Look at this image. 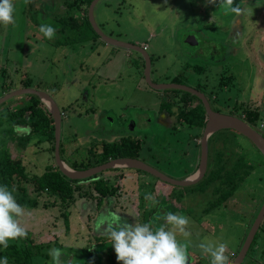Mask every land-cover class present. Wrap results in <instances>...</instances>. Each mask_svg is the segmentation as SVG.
Instances as JSON below:
<instances>
[{"label": "rangeland", "instance_id": "1", "mask_svg": "<svg viewBox=\"0 0 264 264\" xmlns=\"http://www.w3.org/2000/svg\"><path fill=\"white\" fill-rule=\"evenodd\" d=\"M68 1L40 0L42 12L17 3L16 25L0 24V98L27 85L49 95L62 115V160L68 166L94 162L92 155L99 153L103 142L130 138L131 143L139 144L138 160L166 177L178 181L194 174L200 162L202 128L177 124L175 130L180 132H176L172 122H165V134L159 132L162 127L155 123L158 116L152 119L167 91L146 85L143 61L137 52L129 50L130 56L128 52L124 55L125 49L104 43L89 26L80 33L78 27L72 28L70 20L83 23L86 11L81 8L67 13ZM243 2L234 0V6L245 9L236 15L219 6V0L215 4L208 0H101L93 17L108 37L148 47L145 52L152 57L150 78L154 83L199 89L213 108L229 113L237 107V116L245 110L258 111L263 120L264 4L262 0ZM41 24L56 28L54 39H46L38 31ZM234 24L239 34L236 37L231 36ZM188 36L198 39L199 44L188 47L184 43ZM113 49L118 51L114 57L117 62L109 66L106 61ZM187 96L199 104L197 98ZM27 100L22 95L3 103L0 152L6 150L11 159L19 160L23 175L31 178L24 187L37 207H25L21 224L35 246L47 248V260L39 264H52L48 253L54 247L63 249V259H75V264H118L111 241L101 242L105 236L95 230L97 217L107 209L129 223H143L162 211L189 217L188 264L193 260L210 264V257L198 247L205 240L227 242V254L239 253L264 202V157L246 138L226 132L233 135L236 153L242 157L230 191L222 188L213 193L210 186L199 191L196 184L172 186L145 171L116 167L72 183V198L62 202L37 194L32 180L48 169L56 171L52 142L32 135L25 146L20 144L18 137L28 132L14 130L6 117L7 110L29 105ZM40 101L51 117L49 106ZM198 112L203 114L200 104ZM132 120L136 127L129 132ZM99 180L107 183L105 198L94 188ZM146 194H152L158 204L150 206L144 199ZM178 239L184 240L181 236ZM252 247L242 264H264V227L257 232ZM84 250L90 256H82Z\"/></svg>", "mask_w": 264, "mask_h": 264}, {"label": "trees", "instance_id": "2", "mask_svg": "<svg viewBox=\"0 0 264 264\" xmlns=\"http://www.w3.org/2000/svg\"><path fill=\"white\" fill-rule=\"evenodd\" d=\"M92 0H71L69 7L80 9L81 6H85L86 9L89 7ZM72 28L78 27L79 33L85 26H89L92 30V26L86 17L84 22L78 24L74 22V20H70L69 24ZM93 33L98 37L94 30ZM76 42V41H73ZM72 42V43H73ZM65 45V44H64ZM221 85H224V81L221 82ZM25 88H29V86H25ZM170 91V90H166ZM188 95H191L187 93ZM186 94V95H187ZM27 97V102L29 105L25 107H17L13 111H6V117L10 119L12 126L20 125L22 127L30 128V132L28 135H23L25 137H18L19 143L22 145H26L32 135H39L44 137L46 140L52 142V149L54 151V121L53 117L48 116L46 110L43 109L41 101L39 97L36 95H24ZM191 97L196 98L191 95ZM4 104L0 105V109ZM235 110V109H234ZM0 112H4V108L0 110ZM188 113V112H187ZM232 113V112H231ZM199 114V124L200 126L204 125V114L202 112H198ZM240 119H244L249 126L253 127L257 126V124L261 121L260 114L258 111L245 110L241 112ZM191 119H188L190 121ZM260 120V121H259ZM183 122V121H181ZM189 123V122H188ZM226 132L237 135L236 132L229 129H222L213 133L209 136L207 141V168L205 175L203 178L196 183L197 186L200 187L199 191H203L207 186L212 188V192H218V190L222 188H227L229 191L232 189L230 186V181L232 177H235V169L238 167L240 162L242 161L241 154L236 153L238 148L237 144L234 142L233 135H227ZM37 133V134H36ZM223 135V136H220ZM22 136V135H21ZM96 145V144H95ZM93 145V146H95ZM60 157L62 159L63 148L60 139ZM93 150V149H92ZM139 144L131 143V139H120L118 142H103L100 145V151L96 155H92L94 158V162H89L87 165L79 166L74 164L69 165V167L76 171L86 170L92 167H96L107 163L110 160L118 159V158H132L139 159ZM92 153V152H91ZM90 153V154H91ZM91 156V155H90ZM246 158V157H245ZM21 162L19 160L11 159L10 155L6 152V150L1 153L0 152V185H6L9 190H14L13 195L15 196L17 202L23 207H29L35 209L37 207L36 201L29 197L26 193V189L24 187V183L31 180V178L23 175L21 171ZM56 171L52 172L51 169H48L49 172L40 175L39 177H35L33 180L34 190L37 194H47L48 196L59 198L62 202H65L68 199L72 198L73 187L72 183H78L79 180H71L65 177L61 172H59L58 168ZM137 173H140L138 169H135ZM190 176V175H189ZM188 177V176H187ZM220 179L219 183H215L214 180ZM236 178V177H235ZM106 181L99 180L94 184V188L101 193V197L105 198L107 196V185ZM167 184V183H166ZM203 189V190H202ZM224 189V190H227ZM142 196V195H141ZM145 196V195H144ZM222 199L226 200L227 196H221ZM157 210V208L155 209ZM146 209L143 215H146ZM153 211H150V214ZM149 214V213H148ZM149 214V215H150ZM147 219L144 220L147 221ZM143 222V223H144ZM264 227V219L261 225ZM101 242L106 243L107 237L100 238ZM8 248H3L0 246V257L7 256L8 264H39V262H46L47 254L46 249L42 248V245L35 246L32 241L28 237L20 238L17 240H10ZM251 251V249H249ZM82 256H90L91 253L89 251L84 250L81 252ZM67 264V261H66Z\"/></svg>", "mask_w": 264, "mask_h": 264}, {"label": "clouds", "instance_id": "3", "mask_svg": "<svg viewBox=\"0 0 264 264\" xmlns=\"http://www.w3.org/2000/svg\"><path fill=\"white\" fill-rule=\"evenodd\" d=\"M216 2L217 0H208V3ZM17 3L18 0H0V24L16 25ZM23 3L30 4L33 0H23ZM242 3L245 2L242 0ZM219 6L236 15L245 12L244 8L234 6V0H219ZM38 31L49 40L56 35V28L50 24H41ZM13 127L16 131L30 132L27 127ZM253 129L256 130L257 126ZM13 191L6 185H0V246L5 249L9 247L10 240L27 236V231L21 224L26 209L17 202ZM144 199L150 202V206L158 204L152 194H146ZM189 224V217L170 211H162L144 223H129L117 212L107 209L97 217L95 230L111 241L118 264H188L191 246L188 238L192 235L188 230ZM178 236L184 240H179ZM198 247L202 254L210 257V264H235L233 259L236 254L230 255V258L227 254V242L205 240ZM48 254L52 264H66L63 249L54 247ZM75 261L71 259L67 264H75ZM0 264H8V257H0Z\"/></svg>", "mask_w": 264, "mask_h": 264}, {"label": "water", "instance_id": "4", "mask_svg": "<svg viewBox=\"0 0 264 264\" xmlns=\"http://www.w3.org/2000/svg\"><path fill=\"white\" fill-rule=\"evenodd\" d=\"M101 0H92L89 8H88V19L89 22L95 31V33L100 37L104 43L108 45H112L115 47H120L123 49L127 50H132L141 55L144 61V80L145 83L150 87L151 89L154 90H168V89H177V90H182L185 91L186 93H190L197 97L203 104L205 112H206V119L207 122L205 124V129L203 131V135L201 138L200 146V162L199 166L196 170V172L183 180H173L171 178L166 177L165 175L161 174L158 172L156 169L144 164L143 162L139 161L138 159H132V158H118V159H113L108 161L107 163H104L102 165L92 167L86 170L82 171H76L71 169L68 165L64 163V161L60 157V137H61V122H62V115L61 112L59 111L57 105L53 101V99L47 95L45 92H39L37 90L29 89V88H22L18 89L16 91L10 92L0 98V105L3 104L5 101L8 99L17 97V96H22V95H36L39 97L40 100H42L45 104L49 106L51 109L53 121H54V157H55V163L58 168V170L63 174L65 177L71 179V180H82L88 177L93 176L96 173L102 172L107 169H112L116 167H126V168H134L138 170L145 171L152 175L153 177L159 179L160 181L167 183L172 186H190L193 184H196L198 181H200L203 176L205 175L206 168H207V140L208 137L214 133L217 130H222V129H229L237 134L243 136L246 138L258 151L259 153L264 157V137L260 135L256 130H254L251 126H249L246 122L241 120L238 117L232 116V115H226V114H221L217 112H213L209 104L204 96L203 93L190 88L185 85H180V84H156L151 81L149 71H150V65L151 61L147 53L145 52L142 47L135 45V44H130V43H124L115 39H112L102 33V31L98 28L94 21L93 17V11L95 6L100 2ZM184 43L187 44L188 47H192L195 44H197L196 38L193 36H188L186 40H184ZM52 106V108H51ZM212 122H218L222 124L219 128L215 129L212 133L207 134L209 125ZM132 123V122H131ZM133 124V123H132ZM63 166H65V169ZM264 219V202L262 203V206L259 210V213L257 217L255 218L251 228L248 231V234L243 242V245L241 247V250L239 251L238 255L236 256L234 262L235 264H242L244 258L246 257L247 251L249 249V246L252 242V239L256 233V231L259 228L260 223Z\"/></svg>", "mask_w": 264, "mask_h": 264}, {"label": "crops", "instance_id": "5", "mask_svg": "<svg viewBox=\"0 0 264 264\" xmlns=\"http://www.w3.org/2000/svg\"><path fill=\"white\" fill-rule=\"evenodd\" d=\"M106 45V44H105ZM141 46H144L145 47V51L146 50H148L147 48V46L145 45V44H143V45H141ZM123 49V48H122ZM117 50H115L114 51V49H113V51H112V53L110 54V57L107 59V61H106V64L107 65H109V66H111V65H113V64H115V62H117L116 61V59L114 58L115 57V55L117 54ZM124 52H128V54H127V56H130L129 55V50H127V49H125L124 51H123V53ZM147 53V52H146ZM124 55H126L125 53H124ZM148 55V54H147ZM149 56V55H148ZM149 58H150V61H152V57L151 56H149ZM104 67V66H103ZM103 69V68H102ZM143 70H144V67H143ZM107 70L105 71V73H106V78H107ZM97 73H102L101 71H98L97 70ZM151 74V65H150V71H149V75ZM112 75H114V74H112ZM110 78V77H109ZM113 78V77H112ZM144 80V79H143ZM153 82V81H152ZM154 83V82H153ZM170 84H172V83H170ZM175 84V83H174ZM147 85V84H146ZM148 86V85H147ZM196 89V88H195ZM168 90H170V91H167V92H163V94H162V105L161 106H159L158 107V110H156L155 111V113H156V115L155 116H158V117H160V116H162V120L163 121H165V122H169V121H172V122H174L175 120H178V122H181V121H183L184 123H188V122H190V121H188L187 122V120L188 119H190L189 118V116H190V114H193V109H195V108H197V105L195 104V103H193L189 98L190 97H188L187 95H180V96H178V94L176 93V92H174V91H182V90H177V89H168ZM196 90H198V91H200V92H202L201 90H199V89H196ZM183 92H185V91H183ZM203 93V92H202ZM168 96H167V95ZM204 94V93H203ZM192 95V94H191ZM194 96V95H193ZM205 96V95H204ZM197 98V97H196ZM206 98V97H205ZM198 99V98H197ZM198 101H199V99H198ZM164 104H170V105H165V106H163ZM190 108H193L192 110H190ZM161 109H163V112L161 111ZM164 109H165V111H164ZM235 109V110H234ZM234 109H232L230 112H232L231 114H226V115H232V116H235V117H238L239 118V116H237V114H234V113H238L237 112V107H234ZM190 110V111H189ZM150 111V110H149ZM149 111H147V112H149ZM188 112V113H187ZM150 113V112H149ZM150 114H154V111L153 112H151ZM171 115V116H170ZM205 115H206V112H205ZM203 121H204V125L206 124V122H207V120H206V117L203 119ZM262 121V120H261ZM189 124V123H188ZM197 125L199 126V127H201V128H203L204 127V125L203 126H200V124H199V120H198V122H197ZM258 125V124H257ZM131 131V130H130ZM218 131H220V130H218ZM203 135V134H202ZM202 138V137H201ZM209 138V137H208ZM208 141V140H207ZM200 142H201V139H200ZM234 254V253H233ZM229 256L230 255H232V253H230V254H228ZM230 258H231V256H230ZM190 264H199L198 262H197V260H193L192 262H190ZM206 264H208V263H206Z\"/></svg>", "mask_w": 264, "mask_h": 264}, {"label": "flooded vegetation", "instance_id": "6", "mask_svg": "<svg viewBox=\"0 0 264 264\" xmlns=\"http://www.w3.org/2000/svg\"><path fill=\"white\" fill-rule=\"evenodd\" d=\"M38 1H40V0H33V3H30V4H24L23 3V0H18V3L20 4V6H30V7H32V8H34V9H36V10H38L39 12H42V11H40V9H42L43 7H41L40 6V2H38ZM70 0L67 2V5L65 6L66 7V12L67 13H69L70 14V12L72 11V10H75V11H78V9H76V8H72V7H69V5L68 4H70ZM44 4V3H43ZM262 4H264V0H262ZM65 5V4H64ZM84 6V5H83ZM35 7H37V8H35ZM83 9V10H85L86 11V13H85V17L83 18V19H85L86 17L88 18V8L86 9V7L84 6V7H80V9ZM76 15V14H75ZM69 18H71V17H69ZM88 21H89V19H88ZM61 23H64V22H61ZM234 28L232 29V32H233V34L231 35V36H234V37H236L237 35H239L238 33H237V29L235 28V24H234V26H233ZM99 28V27H98ZM103 33V32H102ZM104 34V33H103ZM105 35V34H104ZM107 36V35H106ZM99 37V36H98ZM100 38V37H99ZM111 38V37H110ZM197 40V44H199V41H198V39H196ZM104 42V41H103ZM140 47H142V46H140ZM143 49V48H142ZM139 54V53H138ZM140 55V54H139ZM141 56V55H140ZM142 58V57H141ZM142 61H143V58H142ZM143 66H144V61H143ZM206 100H207V102H208V104H209V107H210V109L213 111V112H217V113H221V114H231V112H229V113H227V112H223L220 108H218V107H216V108H213V106H211V103H210V100L209 99H207L206 98ZM199 104L201 105V107H202V109H203V114H204V118L206 117V115H205V109H204V106H203V104H202V102L199 100ZM199 104H197V108H195V109H191L192 111H194L195 110V112L196 113H193V114H190V116H189V118L191 119L190 120V122H189V125H188V123H186V125L185 126H187V127H189V128H191V126L190 125H194L195 127H197L198 128V125H197V122H198V119H199V114H197L198 113V105ZM161 111L163 112V109H161ZM164 111H165V109H164ZM152 115V114H151ZM171 116V115H170ZM157 116H155L152 120H154L155 118H156ZM207 118V117H206ZM130 120V119H129ZM152 120H150L151 122H153ZM207 120V119H206ZM241 120H243L244 121V119H241ZM133 124H132V123ZM169 122H172V121H169ZM187 122H188V120H187ZM149 123V122H148ZM155 123L158 125V126H161L162 127V130L160 131L159 130V132H162V133H164L165 134V132H166V129H165V121H163L162 120V116H160V117H158L156 120H155ZM167 123V122H166ZM172 124H173V126H174V130H175V127H176V125L178 124H185L184 122H178V120H175L174 122H172ZM175 124V125H174ZM169 126V125H168ZM135 127H136V125H135V123H134V120H132V121H129V124H128V127H127V130L129 131V132H131V131H134L135 130ZM145 128V127H144ZM166 128H168V127H166ZM131 131H130V130ZM148 130H149V128H147ZM169 129V128H168ZM170 129H172V126H170ZM180 129H182V127L180 128ZM204 129H205V125H204V127L202 128V131H204ZM176 132H180L179 130H175ZM203 134V133H202ZM199 149L201 150V146H200V143H199ZM200 156V155H199ZM198 166H199V164H198ZM263 222V221H262ZM262 222L260 223V225H259V228H258V230L256 231V233H255V235H254V237H253V239H252V242H251V244H250V246H249V249H253L254 247H252V243L255 241V237H256V234H257V232L260 230V227H261V225H262ZM253 224V223H252ZM252 226V225H251ZM251 226H250V228H251ZM262 243V242H261ZM249 249H248V251H247V254H248V252H249ZM233 254V253H232ZM246 254V255H247ZM238 254H236L235 255V257H234V259L233 260H235V258H236V256H237ZM243 263V262H242Z\"/></svg>", "mask_w": 264, "mask_h": 264}, {"label": "bare ground", "instance_id": "7", "mask_svg": "<svg viewBox=\"0 0 264 264\" xmlns=\"http://www.w3.org/2000/svg\"><path fill=\"white\" fill-rule=\"evenodd\" d=\"M52 108V106H51ZM60 111V110H59ZM62 123V122H61ZM220 126H222V124L218 123V122H212L210 125H209V128H208V131H207V134H210L212 133L215 129L219 128ZM61 139V137H60ZM65 168V166H63ZM67 169V168H65Z\"/></svg>", "mask_w": 264, "mask_h": 264}, {"label": "built area", "instance_id": "8", "mask_svg": "<svg viewBox=\"0 0 264 264\" xmlns=\"http://www.w3.org/2000/svg\"><path fill=\"white\" fill-rule=\"evenodd\" d=\"M142 48L145 50L144 46H142ZM256 130L263 136V134H264V119L258 123Z\"/></svg>", "mask_w": 264, "mask_h": 264}]
</instances>
